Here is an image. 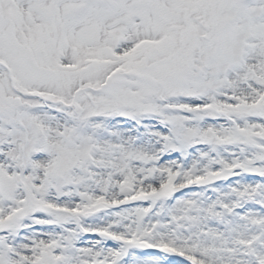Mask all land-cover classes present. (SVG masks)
<instances>
[{
	"label": "snow or ice",
	"instance_id": "snow-or-ice-1",
	"mask_svg": "<svg viewBox=\"0 0 264 264\" xmlns=\"http://www.w3.org/2000/svg\"><path fill=\"white\" fill-rule=\"evenodd\" d=\"M0 264H264V0H0Z\"/></svg>",
	"mask_w": 264,
	"mask_h": 264
}]
</instances>
